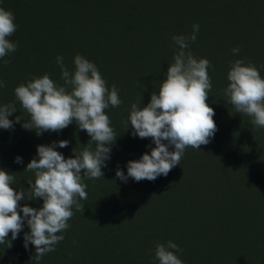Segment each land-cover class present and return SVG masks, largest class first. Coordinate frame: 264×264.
Masks as SVG:
<instances>
[{
	"label": "trees",
	"instance_id": "1",
	"mask_svg": "<svg viewBox=\"0 0 264 264\" xmlns=\"http://www.w3.org/2000/svg\"><path fill=\"white\" fill-rule=\"evenodd\" d=\"M0 7L15 16L17 28L8 39L19 47L0 59V80L6 83L0 105L14 101V89L32 77L47 73L63 85L56 57L74 71L77 54L96 64L122 101L105 110L117 140L104 176L84 178V209L73 208L63 241L40 264H158L156 244L169 240L183 249V264H264V128L237 113L224 95L237 59L255 65L264 78V0H0ZM194 24L200 29L190 50L211 62L207 103L217 131L200 149L186 148L167 176L122 182L116 169L127 174L129 160L155 147L150 137H134L131 125L127 129L131 105L141 102L143 108L158 92L173 62L172 37L191 34ZM16 108L9 119L19 116L21 122L0 129V169L12 173V187L27 195L35 176L24 169L38 145L68 140L67 147L56 148L67 159L91 138L75 121L37 136L21 126L30 117L18 101ZM16 156L22 164L14 163ZM19 203L39 209L43 201ZM28 231L25 223L11 247L0 244V264H33L34 247L23 246Z\"/></svg>",
	"mask_w": 264,
	"mask_h": 264
},
{
	"label": "clouds",
	"instance_id": "2",
	"mask_svg": "<svg viewBox=\"0 0 264 264\" xmlns=\"http://www.w3.org/2000/svg\"><path fill=\"white\" fill-rule=\"evenodd\" d=\"M14 20L10 10L0 7V59L18 48V43L8 39L17 28ZM192 29L191 34L172 37L176 46L173 62L158 92L151 94L150 102L143 108L139 107L141 102L131 105L127 129L131 125L134 137H150L155 147L139 160H129L127 174L119 167L116 169V177L122 182L127 183L129 178L136 182L155 181L161 175L167 176L180 164L186 148L200 149L217 131L213 119L215 111L207 103L212 89L208 73L211 62L197 58L190 50L191 43L197 39L199 24H194ZM239 51L238 47L232 49L234 55ZM7 63L9 61H5ZM56 63L63 85L47 73L32 77L14 89V101L0 105V129L11 130L15 123L21 122L19 116L15 121L9 119L17 111L18 101L30 117L21 126L34 130L37 136L49 131L59 132L75 121L91 138L79 155L74 153V158L67 159L56 148L67 147L68 140L38 145L37 155L24 169L35 176L34 182H29L27 195L24 188L16 191L12 187L15 179L12 173L0 169V244L7 243V248L11 247V241L18 238L26 223L30 231L24 232L23 246L26 250L29 244L34 247L35 254L30 258L33 264H40L43 257L54 252L56 245L63 241V232L70 227L68 221L74 215L73 208L84 209L80 203L88 198L84 178L104 176L102 168L107 167L112 145L117 140L105 110L110 106L118 108L122 103L117 86L113 84L109 89L94 62L77 54L74 71L68 69L61 55L56 57ZM227 80L224 95L235 111L250 117L254 127L264 128V78L257 67L246 63L245 59H237L230 64ZM3 87L6 83L0 80V88ZM14 163L22 164V157L16 156ZM37 198L43 201L39 209L19 203ZM182 253L183 249L169 240L157 243L154 255L158 264H183L179 258Z\"/></svg>",
	"mask_w": 264,
	"mask_h": 264
},
{
	"label": "rangeland",
	"instance_id": "3",
	"mask_svg": "<svg viewBox=\"0 0 264 264\" xmlns=\"http://www.w3.org/2000/svg\"><path fill=\"white\" fill-rule=\"evenodd\" d=\"M21 35H23V34H21ZM21 43H22V42H21ZM21 43H19V44H21ZM18 48H19V47H18ZM28 50H29V51H32V50H30V46H28Z\"/></svg>",
	"mask_w": 264,
	"mask_h": 264
}]
</instances>
